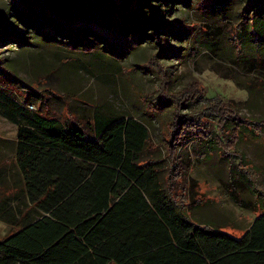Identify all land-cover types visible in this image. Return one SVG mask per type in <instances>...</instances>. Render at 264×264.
Masks as SVG:
<instances>
[{
    "label": "trees",
    "instance_id": "16d2710c",
    "mask_svg": "<svg viewBox=\"0 0 264 264\" xmlns=\"http://www.w3.org/2000/svg\"><path fill=\"white\" fill-rule=\"evenodd\" d=\"M112 1L108 16L114 27L112 33L95 23L70 18L64 10L67 4L56 13L35 5L34 10L60 22L61 33L73 39L82 38L72 29H98L106 43L116 46L112 54L134 47L138 40L136 35L121 32L122 14L142 11L152 37L163 41L159 33L167 31L160 25L166 26L164 7L168 0L150 4L151 0H130L128 5L124 0ZM219 1L207 3L211 8ZM256 1L260 0H247L243 12ZM16 2L22 11H31L30 0ZM202 3L206 2L199 5ZM253 19L249 16L248 22ZM42 29L57 35L55 29ZM235 37L238 41L239 31ZM87 49L96 61L103 55L99 50ZM1 66L0 60V71ZM162 72L165 71L157 70L165 84ZM233 79L237 85H245ZM13 82L12 88L1 84L0 76V116L16 126L15 139L8 143L29 202L45 215L0 239V264H264V200L263 205L259 204L263 212L236 237L193 217L200 202L195 182L188 189L177 187L192 161L181 149L196 141L216 146L218 157L226 160L230 169L231 157H238L235 167L254 190L253 172L247 170L243 156L234 149L241 129H247L250 123L261 127L264 119L246 118L221 101L211 102L202 112L188 114L180 112L184 103L180 108L171 103V119L164 122L166 156L152 157L148 152L153 138L142 120L117 115L100 106L89 117L48 116L29 109L38 96L31 85L16 78ZM203 94L204 91L200 95ZM158 101V107L148 104L152 117L159 116V111L169 104L165 96ZM206 114L217 119L215 131L203 119ZM221 186L241 209L254 211L260 203L257 197L254 203L243 199L236 185L221 182Z\"/></svg>",
    "mask_w": 264,
    "mask_h": 264
},
{
    "label": "rangeland",
    "instance_id": "374dc122",
    "mask_svg": "<svg viewBox=\"0 0 264 264\" xmlns=\"http://www.w3.org/2000/svg\"><path fill=\"white\" fill-rule=\"evenodd\" d=\"M124 1L127 5L130 3V0ZM30 2L31 11H22L16 6V0H0L1 84L12 88L16 78L31 85L38 96L29 106L30 110L74 119L82 114L89 117L100 106L117 115L138 118L147 125L153 138L148 153L159 158L166 156L164 122L171 119V103L179 108L184 103L180 112L188 114L202 112L211 102L221 101L246 118L264 119V6L261 0L245 12L247 0H220L211 8L208 0H168L164 7L166 26L160 25L162 30H167L159 33L162 42L150 34L145 13L122 14L121 32L136 35L138 40L134 47L121 49L116 54H112L116 46L106 43L98 29H72V33L82 38L81 41L73 39L61 33L60 22L34 10L35 5L56 13L67 4L64 10L70 18L95 23L112 33L114 27L108 20L112 0ZM154 2L151 0L149 4ZM199 2L206 3L200 6ZM251 15L254 19L249 23ZM46 27L52 30L49 32L55 29L57 35L44 32L42 28ZM237 31L241 45L235 37ZM87 48L103 52L102 59L96 61ZM158 69L165 71L162 72L165 84L157 74ZM233 77L245 85H237ZM195 87L198 89L194 91ZM162 96L168 98L169 104L159 111V116L152 117L148 104L158 107ZM203 119L215 131L217 119L207 114ZM246 126L247 129H241L240 141L234 150L243 156L247 170L253 172L254 190L249 179L235 167L238 157H231L230 169L229 163L218 157L216 146L196 141L181 149L192 161L177 186L178 190L181 186L188 189L195 182L194 191L200 202L193 217L236 237L243 234L255 215L263 212L259 204L264 200V125ZM15 135L16 126L0 116V239L37 215L34 209L27 211L23 185L15 171V158L8 143ZM221 182L231 187L236 185L243 199L254 203L257 197L260 203L253 212H246L231 199Z\"/></svg>",
    "mask_w": 264,
    "mask_h": 264
},
{
    "label": "crops",
    "instance_id": "0c3cea01",
    "mask_svg": "<svg viewBox=\"0 0 264 264\" xmlns=\"http://www.w3.org/2000/svg\"><path fill=\"white\" fill-rule=\"evenodd\" d=\"M14 165H15V171H16V173L19 175L20 180H21L22 185H23L24 199H25V201L27 202V206H26V207H28V208H27L28 210H27V209H26V210H27V211H32V209H34L35 213L37 214L34 218H32V219L26 221V222H25L24 224H22L21 226L16 227V229H21L22 227H24V226H26V225H28V224H30V223L36 221V220L39 219V218H41V217L44 216L45 214H44L43 212L39 211L36 207H34V206L29 202V200H28V196H27V193H26V191H25V187H24L23 177H22V174H21L20 171H19V168H18V166H17L15 160H14ZM26 210H25V211H26ZM25 211H24V212H25ZM246 212H250V211H246ZM252 212H253V211H252ZM25 215H27V212H26ZM257 215H258V214H257ZM257 215L254 216L253 220L255 219V217H256ZM253 220H252V221H253ZM252 221H251V223H252ZM249 226H250V225H249ZM249 226H248V227H249ZM248 227H247V228H248ZM247 228H246V229H247ZM227 233H228V232H227ZM230 234H231V233H230ZM231 235H233V234H231ZM233 236H234V235H233Z\"/></svg>",
    "mask_w": 264,
    "mask_h": 264
}]
</instances>
